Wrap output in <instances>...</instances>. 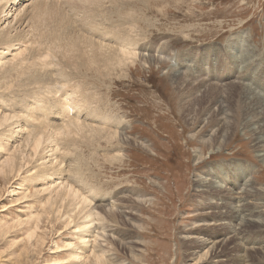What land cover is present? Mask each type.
Returning <instances> with one entry per match:
<instances>
[{
	"label": "rangeland",
	"instance_id": "1",
	"mask_svg": "<svg viewBox=\"0 0 264 264\" xmlns=\"http://www.w3.org/2000/svg\"><path fill=\"white\" fill-rule=\"evenodd\" d=\"M32 1L33 6L43 2L22 0L18 10L33 7ZM52 1L63 4L58 7V14L69 15L75 24L79 18L87 19L82 13H78L79 17L71 11L69 0ZM104 1L91 5L97 9L94 13L99 17L93 13L91 22L88 19L94 27L89 34L94 33L98 40L101 36V41L114 48L128 41L137 51L135 63L118 68L117 63L112 65L106 59L96 63L89 56L77 59L66 55L60 59L58 53L55 57L50 52V58L52 55L54 58L47 57L42 64L39 57L33 56L30 46L21 56L25 60L7 55L1 61L0 164L13 157L11 160L16 162L24 161L25 164L19 162V165L29 167L30 172L24 169L17 176L15 173L0 175V264H99L92 251L99 255L102 243L107 252L106 264H240L241 255L258 243L261 250L251 253L250 260L244 261L264 264V243L260 241L264 232L254 225L249 226L248 242L243 245L247 250H242L228 231L234 224L231 216L237 199H230L226 191L206 182L222 173L219 170L227 174L233 170L245 171L253 186L261 190V195L253 196L259 206L256 203L250 206L264 211L261 205L264 204V163L259 157V152L264 153V146H256L255 131L260 129L253 127L260 118L251 112L254 98H244L248 92L244 87L264 97V0H107L102 3ZM3 4L2 1L0 5ZM46 8L48 10V6ZM13 13L9 21L0 24L1 31L8 29V22L11 27L15 26ZM95 17L100 20L96 21ZM58 22L61 24L60 18ZM26 24L15 32L27 31ZM64 25L66 32L73 23L68 27ZM76 28L79 30L78 26ZM1 33L0 53L6 38ZM242 40L246 42L244 47L239 46ZM46 42L51 48L58 43L52 37ZM142 55H149L151 63L144 62ZM243 56L250 61L247 63ZM52 61L56 62L55 66ZM43 70L51 73L52 79H59L55 89V83L46 86L43 77L47 74ZM69 72L72 74L65 92L68 94L76 87L78 97L89 103L82 106L84 112L75 110L70 118H65L59 115L63 101L57 100L61 97L58 85L64 87L60 78ZM253 74H257L255 79H252ZM49 86L51 91L55 90V98L53 93L40 98ZM69 103L72 106V100L66 103L71 109ZM103 119H108V123ZM72 120L82 125L69 123ZM63 123L70 125L69 132L52 143L48 141L45 130H61L67 126ZM224 124L227 125L224 127ZM218 129L223 134H218ZM32 137L34 139L30 140ZM35 139L42 143L39 142L41 149L34 147ZM21 142L28 149L33 146L29 150L30 153L34 150L33 154L29 155L27 148L23 150ZM20 150L25 153V159L28 154L29 161L17 157L23 154ZM52 154L62 163L59 169L56 161L49 157ZM30 157L34 159L30 161ZM27 162H33V167L31 163L25 166ZM47 168L61 172L60 181L71 184L79 195L88 198L90 205L83 215L71 212L67 202L56 204L53 201L56 194H60L54 187L59 182L51 184L54 177L42 185L37 175ZM117 197L120 200L115 202ZM138 201L143 203L138 204ZM101 202L106 208L118 203L124 217L120 214L111 217L106 208L97 210ZM92 211H100L105 220L106 241L95 244L98 248L93 241L88 244L84 237L88 234L85 232L94 231L93 237L101 232V225L94 221L98 220L96 215L92 216L93 223L84 220L87 212ZM128 213L133 214L131 219ZM63 214H68L70 220ZM65 220L73 223L68 226ZM85 225L93 226L85 230ZM29 230H35V238L31 240ZM92 236L87 240L93 239ZM197 236L204 241L197 242L204 245L202 251L192 247L191 238ZM223 238L225 241H221ZM210 242L217 245L213 254L206 257L204 253L212 246Z\"/></svg>",
	"mask_w": 264,
	"mask_h": 264
},
{
	"label": "bare ground",
	"instance_id": "2",
	"mask_svg": "<svg viewBox=\"0 0 264 264\" xmlns=\"http://www.w3.org/2000/svg\"><path fill=\"white\" fill-rule=\"evenodd\" d=\"M4 2V4L3 5H0V24L2 23H6L7 21H9V15L10 14H12L13 13V9H15V8H17L18 6H20L19 4H20V1H22V0H0V3L1 2ZM23 1H28V0H23ZM39 1H41V0H39ZM71 3H69L70 4V7H69V5L67 6V7H69L70 9H71V11L73 12V13H77V15H78V13H82V15H84V16H86L87 17V19L85 18V19H83V18H79L78 16H76V17H78L79 19L78 20H76V23L77 24H75L74 23V20H72V19H70L69 18V15L67 16V15H64V14H61V13H59L58 14V12H57V10L59 9L58 7H60V6H62L63 4H59V2H56V3H54L52 0L51 1H44L43 0V2H39V5H38V3H37V5L36 6H33V1H32V6L33 7H28L27 6V8H25V9H21L20 11L18 10V8L17 9H15L14 11V13H13V15H12V17L14 16V18H13V21L12 22H16L15 23V26L13 25V27H11V22H8V24H7V28L6 27H4V28H6L7 30L4 32L3 30L1 31L0 30V32H2L1 33V35L3 34L5 37V39H4V44H3V51L0 53V64H1V61H3L4 60V58H6L7 57V55H9V56H11L12 57V59H16V58H20L27 50H26V47L28 46H30L29 48L30 49H32V50H34V55L33 56H35V58L37 57H39V60H40V62L43 64L44 62H45V60L47 59V57H48V59L50 58V55H49V53L51 52L52 54H55V57H57V53L59 54L58 56H61L60 57V59L61 58H63L64 56H68V55H71V56H73L74 58H77V59H83V58H85V57H87V56H89V57H91V58H93V60H94V63H96V62H98V61H103V60H108L109 62H110V64H112L113 65V63L115 64V63H117V66H118V68H120V67H126V66H128V64L129 63H135V60L137 59V57H138V55H137V51L134 49V48H131V46H130V44L128 43V41H127V43L126 42H120V45L118 46V47H116V48H114L113 47V45H112V47H110V46H108V45H110L109 43H108V41L106 42V43H108V45H106L103 41H101L100 40V37H99V40L98 39H96V35L93 33V34H89L90 33V30H93L94 29V27H93V25H91L90 24V22H91V18H92V16L93 15H96V16H98L99 17V15H97L96 13V10L97 9H95L94 10V7H92L91 5L93 4V3H96L97 4V2L99 3V1H102V0H73V1H71V0H69ZM107 1V0H106ZM106 1H104V2H102V3H106ZM30 2V1H29ZM35 2H36V0H35ZM66 2V1H65ZM64 2V3H65ZM79 2V3H78ZM114 2V1H113ZM116 2V1H115ZM121 2V1H120ZM82 3V4H81ZM109 3H110V1H109ZM42 4H44V5H41ZM72 4V5H71ZM100 4H101V2H100ZM108 4V3H107ZM113 4V3H112ZM116 4V3H115ZM59 5V6H58ZM74 5V6H73ZM94 5V4H93ZM99 5V4H98ZM103 5V4H102ZM102 5H101V7L100 8H102ZM110 5V4H109ZM46 6H48V10H47V8H46ZM91 6V8L89 9V7ZM114 6V5H113ZM97 7H99V6H97ZM61 8V7H60ZM95 8H96V6H95ZM64 9V8H63ZM92 9V10H91ZM65 10H67V9H65ZM69 10V9H68ZM67 10V11H68ZM61 11H63L62 9H61ZM78 11V12H77ZM99 11V10H98ZM23 12V13H22ZM94 12H96V13H94ZM99 12H101V11H99ZM98 12V13H99ZM21 13L23 14V15H21ZM94 13V14H93ZM70 14V13H69ZM93 14V15H92ZM124 16V15H123ZM75 17V16H74ZM97 17V18H98ZM30 21V23L28 24V22L29 21H27L26 22V20L27 19ZM59 18H60V21H61V24L58 22L59 21ZM96 17H95V19H96V21H99L98 19H97ZM53 19H55L54 21H53ZM88 19H90L89 21L90 22H88ZM94 20V19H93ZM92 20V21H93ZM130 20V19H129ZM33 21V22H32ZM27 23V24H26ZM51 23H53V24H51ZM54 23H55V25H54ZM71 23H73V25H72V28H71V30H69V31H66V32H64L63 30H64V28H65V25L64 24H66L67 26L66 27H68V25H70L71 26ZM96 23V22H95ZM98 23V22H97ZM134 23V22H133ZM24 24H26V27H25V30L27 29V31H24V30H20V32H15L16 30H18L19 28H22V26L24 25ZM92 24H93V22H92ZM99 24H101V23H99ZM97 25V26H101V25ZM58 25V26H57ZM75 25H77L78 26V28H79V30H77V26H75ZM106 25V24H105ZM18 26V27H17ZM96 26V27H97ZM58 27V28H57ZM73 27H75V31L73 30ZM105 27V26H104ZM160 28V27H159ZM48 29V31H46ZM98 29V28H97ZM100 29V28H99ZM105 29V28H104ZM46 31V32H45ZM78 31H79V33H78ZM92 32V31H91ZM104 32H105V30H104ZM101 32H99V34H100ZM103 33H101V35H102ZM106 34H108V33H106L105 32V35ZM130 34V33H129ZM129 34H128V36H129ZM57 35H58V37H57ZM108 36H109V34H108ZM48 37H52L53 38V40L54 41H56V42H58L57 44L55 43L54 45H53V48H51L49 45H47V46H49V47H47L46 46V44H48V42H46V39L48 38ZM106 37V36H105ZM52 40V39H51ZM122 41V40H121ZM3 42V41H2ZM49 42H51V41H49ZM117 42V41H116ZM52 43V42H51ZM241 43V44H240ZM239 44H237L236 46H241V47H244V44L246 43L244 40H242L241 42H240ZM132 44V43H131ZM37 45V46H36ZM35 46H36V48H35ZM234 46V45H233ZM47 47V48H46ZM29 48H27V49H29ZM136 48V47H135ZM45 52H48V54H44ZM248 52V51H247ZM253 52V51H252ZM155 53V52H154ZM27 54H29V52L27 53ZM40 54V55H39ZM243 54L244 55H246L244 52H243ZM242 54V55H243ZM37 55H39V56H37ZM140 55V54H139ZM43 56H46L45 58L43 57ZM66 56V57H67ZM65 57V58H66ZM72 57V58H73ZM142 57V59L144 60V62H146V61H149L148 63H151V57L149 56V55H142V56H140V58ZM22 59H24L23 57H21ZM28 58V57H27ZM34 58V59H35ZM51 58H54V55H52V57ZM51 58H50V60H51ZM90 58V59H91ZM232 58V57H231ZM69 59V58H68ZM223 59V58H222ZM243 59H246L247 60V63L250 61V59H248L246 56H243ZM25 60V59H24ZM53 60V59H52ZM55 60V59H54ZM87 60V59H86ZM22 61V60H21ZM20 61V62H21ZM90 61H92V60H90ZM89 61V62H90ZM34 62V61H33ZM53 62V61H52ZM60 62V61H59ZM93 62V61H92ZM56 63V62H55ZM55 63L53 62V64H54V66H55ZM70 63V62H69ZM102 63V62H101ZM243 63H245V62H243ZM242 63V64H243ZM247 63H245V64H247ZM52 64V63H51ZM51 64H50V66H51ZM52 64V65H53ZM98 64V63H97ZM97 64H95V65H97ZM100 64V63H99ZM107 64V63H106ZM106 64H104V65H106ZM109 63H108V65H110ZM14 65V64H13ZM46 65V64H45ZM92 65H94V64H92ZM107 65V66H108ZM241 65V64H240ZM244 65V64H243ZM103 66V65H102ZM101 66V67H102ZM93 67H95V66H93ZM104 67V66H103ZM106 67V66H105ZM43 68V67H42ZM110 68H112L111 66H110ZM26 69V68H25ZM38 69V68H37ZM99 69V68H98ZM106 69V68H105ZM107 69H109V68H107ZM107 69H106V71H107ZM117 69V68H116ZM122 69V68H121ZM32 70V69H31ZM111 70V69H110ZM110 70H108V72L110 71ZM119 70V69H118ZM170 70V69H169ZM44 71V70H43ZM46 71V70H45ZM44 71V73H46ZM78 71V70H77ZM49 72V71H48ZM67 72V71H66ZM47 74V77H43V80L45 81V84H46V86H48V83H49V85L50 84H52V83H55V85H54V89H55V86L58 84V83H56L57 82V80H59V79H56V78H54V79H52V77L50 76V75H52L51 73H46ZM45 74V75H46ZM72 73L71 72H69L68 73V75H66L65 73H63V75H61L62 77L60 78L61 80H62V84H63V86L64 87H62L61 86V84L60 85H58L60 88H59V92L61 93V97L59 98V99H57V100H62L63 101V106L60 108L61 109V113H59V115H62L63 117H65V118H70L71 117V115H73L72 114V112L73 111H78V112H80L79 110H81V112H82V106L83 105H86V103L88 102V100H87V102L84 100V99H82L81 97H78V94H79V91L77 90V88L76 87H74V89H76V90H72L71 92H69L68 91V94H67V92H65V91H67V89H68V87H67V84L69 83V79H70V75H71ZM105 74V73H104ZM22 75V74H21ZM31 76V75H30ZM38 76V75H37ZM53 76V75H52ZM59 76V75H58ZM104 76V75H103ZM244 76V75H243ZM257 76V74H253V76H252V79H255V77ZM55 77V76H54ZM178 77H180V76H178ZM28 78V77H27ZM45 78H47L46 80H45ZM59 78V77H58ZM243 78V77H242ZM42 79V78H41ZM244 79V78H243ZM33 81V80H32ZM31 82V81H30ZM71 82H73L72 80H71ZM71 84V83H70ZM69 84V85H70ZM68 85V86H69ZM230 85V84H229ZM251 85V84H250ZM32 87V86H31ZM226 87V86H225ZM240 87V86H239ZM221 88V87H220ZM45 89H48V90H46V94H41L39 97L40 98H44V97H47V96H50L52 93L54 94L53 95V97L55 98V90L54 91H51V89H50V86L49 87H46ZM230 89V88H229ZM244 89H247V94H245L246 96L244 97L245 99H247V100H251V99H253L254 98V103L255 104H253L252 105V107H251V112H255V117H257V118H260V120H259V122H257V125H255V126H253L254 127V130L255 129H257V128H259L260 129V131L259 130H256L255 131V136H256V139H255V144H256V146H258V147H263L264 146V97L262 96V95H260V94H258V93H256L253 89H250L249 87H247V88H245L244 87ZM233 90V89H232ZM244 92V91H243ZM18 93V92H17ZM48 93V94H47ZM207 93V92H206ZM59 94V93H58ZM69 94H71L72 96L70 97V95ZM242 96V95H241ZM7 97V96H6ZM52 97V98H53ZM57 98V97H56ZM243 99V98H242ZM48 100H50V98H48ZM72 100V106H71V103H69V105L71 106V109H68L67 108V106H66V103L68 102V101H71ZM56 101V100H55ZM65 101H67L66 103H65ZM243 101V100H242ZM42 102V101H41ZM226 102V101H225ZM245 102H246V100H245ZM59 103V102H58ZM89 103V102H88ZM223 103V102H222ZM247 103V102H246ZM245 103V104H246ZM33 105V104H32ZM231 105V104H230ZM251 106V105H250ZM33 107V106H32ZM86 106H84V108H85ZM246 107H248V106H246ZM76 108V109H75ZM87 108V107H86ZM224 108V107H223ZM33 111V110H32ZM85 110H83V112H84ZM221 111H223V109L221 108L220 109V112ZM62 112H65V113H63L62 114ZM95 112V111H94ZM27 113V112H26ZM30 113H31V109H30ZM37 113V112H36ZM77 113V112H76ZM7 114V113H6ZM27 114H29V113H27ZM80 115V113H77V115ZM96 114V113H95ZM35 115V114H34ZM97 115V114H96ZM29 116V115H28ZM27 117V116H26ZM12 118V117H11ZM22 118V117H21ZM74 118V117H73ZM78 117H76L75 119H77ZM247 118V117H246ZM14 119V118H13ZM29 119V118H28ZM30 119H32L33 120V122H35V120H34V118H32V117H30ZM62 120H63V118H61ZM245 119V118H244ZM6 120V119H5ZM16 120V119H15ZM65 120V119H64ZM63 120V121H64ZM108 120V119H107ZM107 120H105V119H103V121H106L107 122ZM69 121H71V120H69ZM85 121V120H84ZM109 121V120H108ZM245 121H246V119H245ZM16 122V121H15ZM15 122H14V125H16L17 126V124H15ZM29 122V121H28ZM45 122V121H44ZM74 122V120H72V122H69V123H73ZM106 122H104V123H106ZM46 123H47V121H46ZM67 123V122H66ZM66 123H63V124H66ZM75 123V122H74ZM73 123V124H74ZM78 123H79V121H78ZM78 123H75V124H77L78 125ZM88 123V122H87ZM108 123V122H107ZM4 124V123H3ZM48 124V123H47ZM46 124V125H47ZM62 124V125H63ZM74 124V125H75ZM5 125V124H4ZM13 125V124H12ZM27 125V124H26ZM45 125V124H44ZM67 125V124H66ZM80 125H82V124H80ZM80 125H78V126H80ZM87 125V124H86ZM105 125V124H104ZM225 125H227V124H224V127H225ZM3 126V125H2ZM23 126V125H22ZM117 126V125H116ZM256 126H257V128H256ZM61 127V126H60ZM84 127V126H83ZM82 127V128H83ZM108 127V126H107ZM228 127V126H227ZM0 128H2V127H0ZM81 128V127H80ZM86 128V127H85ZM88 128V127H87ZM26 129V128H25ZM24 129V130H25ZM69 129H70V125H67V126H65V127H62L61 128V130H59V129H57V130H55V131H53L51 128H49V129H46L45 130V136H46V138L48 139V141L50 140L51 141V143L52 142H54V140H55V138H57V137H59V136H61L63 133H64V136L69 132ZM74 129V128H73ZM11 130H13V128L11 129ZM14 130H16V129H14ZM20 129H17V131H19ZM80 129L78 128V132H80L79 131ZM89 130V129H88ZM108 130V129H107ZM16 131V132H17ZM22 131V130H21ZM73 131V130H72ZM85 131V130H84ZM100 131H103L102 129L101 130H99V132ZM106 130H104V132H105ZM218 131H219V129H218ZM37 132V131H36ZM39 132V131H38ZM99 132H98V134H99ZM109 132V131H108ZM11 133V132H10ZM22 133H24V132H22ZM30 133V132H29ZM41 133H43V131L41 132ZM92 133V132H91ZM109 133H111V132H109ZM116 133V132H115ZM254 133V132H253ZM75 134H76V131H75ZM79 134V133H78ZM102 133L100 132V135H101ZM106 134V133H105ZM117 134V133H116ZM218 134H223V131L221 132V131H219L218 132ZM1 135V134H0ZM11 135H12V133H11ZM18 135V134H17ZM37 135V134H36ZM72 135V134H71ZM40 136H41V134H40ZM73 136V135H72ZM76 136V135H75ZM98 136V135H97ZM108 136H110V135H108ZM112 136V135H111ZM110 136V137H111ZM114 136V135H113ZM112 136V137H113ZM117 136V135H116ZM115 136V137H116ZM12 137V136H11ZM67 137V136H66ZM118 137H120V136H118ZM118 137H116L117 139H118ZM9 138H10V136H9ZM37 138V137H36ZM42 138V137H41ZM108 138V137H107ZM32 139H34L33 137L32 138H30V140H32ZM38 139H39V137H38ZM43 139V138H42ZM109 139V138H108ZM116 139V140H117ZM123 139V138H122ZM121 139V140H122ZM5 140V139H4ZM22 140V139H21ZM23 140H24V138H23ZM22 140V141H23ZM29 140V141H30ZM85 140V139H84ZM213 140V139H212ZM42 141V140H41ZM45 141H46V139H45ZM105 141V140H104ZM108 141V140H107ZM112 141V140H111ZM110 141V142H111ZM118 141H120V140H118ZM9 142V141H8ZM24 142V141H23ZM32 142V141H31ZM40 140L38 141H36V139L34 140V147H36V149L38 148H40ZM55 142H57V141H55ZM7 143V142H6ZM25 143V142H24ZM23 143V145H22V142H21V145L22 146H24L23 148V150H25V148H27L28 149V146L27 147H25V144ZM33 143V142H32ZM43 143H45V142H43ZM127 143V142H126ZM1 145H2V142L0 143ZM20 144V143H19ZM18 144V145H19ZM42 144V143H41ZM57 144L58 143H56V147H57ZM69 144V143H68ZM128 144V143H127ZM4 145V144H3ZM6 145H8V143L6 144ZM17 145V146H18ZM20 146V145H19ZM43 146L44 147H46L44 144H43ZM21 147V146H20ZM30 147V146H29ZM53 147V146H52ZM55 147V148H56ZM66 147H67V145H66ZM14 148V147H13ZM13 148H12V150H13ZM16 149H17V147H15ZM19 148V147H18ZM31 148H33V146H31ZM31 148H29L27 151H28V153H30V149ZM49 148V147H48ZM72 148V147H71ZM35 149V150H36ZM41 149V148H40ZM6 150H7V148H6ZM22 150V151H23ZM32 150V149H31ZM220 150V149H219ZM3 151V153H5L4 151L5 150H2ZM17 151V150H16ZM21 151V150H20ZM19 151V152H20ZM21 151V153H23ZM26 151V152H27ZM34 151V150H33ZM33 151L31 152L32 154H33ZM42 151V150H41ZM40 151V152H41ZM47 151V150H46ZM55 151H56V149H55ZM18 152V151H17ZM37 152V151H36ZM36 152H34V153H36ZM54 152V151H53ZM78 152V151H77ZM262 152V153H261ZM261 152H259V157H260V159H261V161H262V163H264V153H263V150L261 151ZM13 153H15V151L13 150ZM13 153L11 152V155H13ZM20 153V154H21ZM31 153L29 154V155H31ZM42 153V152H41ZM48 153H52V149H50L49 151H48ZM55 153V152H54ZM18 154V153H17ZM27 154V153H26ZM46 154H47V152H46ZM57 154V153H56ZM15 155H16V153H15ZM22 155H24V156H22ZM36 155V154H35ZM41 155V154H40ZM42 155H45V154H43L42 153ZM122 155V154H121ZM258 155V154H257ZM21 157V159L24 157V159H25V153H23V154H21V155H17V157ZM33 156V155H32ZM56 156V155H55ZM27 157L29 158V156H28V154H27ZM27 157H26V159H27ZM36 157L38 158V155H36ZM35 157V158H36ZM45 157V156H44ZM43 157V158H44ZM49 157H51L53 160L52 161H56L55 162V164H58V169H59V166H61V162H59L58 160H56L55 158L56 157H54V154H52L51 156H49ZM122 157V156H121ZM13 158V157H12ZM11 157H10V161L7 159L6 161H3V162H1V164H0V175H8V173L9 174H11V175H13L14 173H15V176H17V174H19L18 172H22L24 169H26L27 171H29V167H22L21 165H23L24 166V164H25V162L23 161H21L22 163H24V164H21V165H19L20 163L19 162H16V160L14 159V160H11L12 159ZM117 158V157H116ZM118 158H120V157H118ZM25 159V160H26ZM34 159V157H30V161L31 160H33ZM38 159H40V158H38ZM49 159V158H48ZM114 159V158H113ZM28 160V159H27ZM37 160V159H36ZM41 160V159H40ZM29 161V160H28ZM48 161V160H47ZM112 161V160H111ZM120 161V160H119ZM33 162H35V161H33ZM33 162H27V164L25 165V166H27L28 165V163L30 164L31 163V166L33 167ZM239 162V161H238ZM42 163V162H41ZM47 163V162H46ZM112 163V162H111ZM49 164H51V163H48V165ZM73 164V163H72ZM52 165H53V163H52ZM76 165V164H75ZM243 165V164H242ZM30 166V165H29ZM41 166H43V165H41ZM50 166V165H49ZM53 166H55V165H53ZM52 166V167H53ZM80 166H81V164H80ZM31 167V168H32ZM34 167H35V165H34ZM244 167V166H243ZM249 168V167H248ZM77 169V168H76ZM30 170H32V169H30ZM66 170V169H65ZM252 170H254V169H252ZM61 171V170H60ZM74 171V170H73ZM220 172H222V173H219V174H216V178L215 177H210V179H208L206 182H209L210 184H212L216 189H219V190H222V191H226L227 192V197H229L230 199H237V205H235V207L234 208H232L233 209V214H232V216H231V218H232V222L234 223L232 226H230L229 227V229H228V231H229V233L232 235H234L233 237H232V239L233 238H235V240L237 241V243L240 245V246H242V250H247L245 247H247V246H243V245H246V243L248 242V238H249V235H247L249 232H248V227L249 226H251V225H254V226H256V227H258V228H256V229H260V230H262L263 232H264V211H262L261 210V208L259 207V208H255V207H251L250 205H253L254 203H256L258 206H259V203H257V201L258 200H256V202H255V199H254V195H261V190L258 188H255L253 185V181L249 178V176H248V174L246 173L245 175H244V172H242V171H240V170H233V171H229L230 173L229 174H227L226 172H223L222 170H219ZM251 171V170H250ZM249 171V172H250ZM30 172V171H29ZM77 173V172H76ZM34 174H36V173H34ZM61 172L60 173H58V172H55L54 171V168L53 169H42V170H40L38 173H37V175L39 176V182H41L42 183V185H46V184H48V182H47V180H52L54 177L56 178L54 181H52V182H50L51 184H53V183H56V182H59V183H56V185L54 186V187H57L56 188V190H57V193L59 192L60 194H56V198L55 199H53V201L54 202H56V204H57V202H67V206H69L70 208H71V212H73V211H76L80 216L81 215H83V213H85L86 212V209H87V206L89 207V205H90V203H89V201L87 200V199H85V198H83L81 195H79L78 194V190L76 191L75 190V188L73 187V186H71V184L69 185V184H65V182H62V180L60 181V177H61ZM215 174V173H214ZM10 175V176H11ZM20 175V174H19ZM33 176V175H32ZM63 176V175H62ZM73 176V175H72ZM71 176V177H72ZM82 176V175H81ZM80 176V177H81ZM36 177V176H35ZM70 177V178H71ZM31 178V177H30ZM221 180H220V179ZM33 179H35V178H33ZM222 179L223 180H228L229 182H225V181H222ZM67 180V179H66ZM65 180V181H66ZM97 180V179H96ZM30 181V180H29ZM69 181V180H68ZM79 181V180H78ZM74 183H75V181H74ZM76 183H79V182H76ZM76 185V184H75ZM238 186V188L239 189H237V188H235L234 186ZM25 186V185H24ZM34 186V185H33ZM82 188H84V187H82ZM51 189V188H50ZM49 189V190H50ZM85 189V188H84ZM47 190H48V188H47ZM52 192V191H51ZM81 192V191H80ZM79 192V193H80ZM263 194V193H262ZM236 195L238 196V197H236ZM95 196H97V195H95ZM99 196V195H98ZM100 197V196H99ZM95 198V197H94ZM93 198V199H94ZM101 198H103V197H101ZM105 199V198H104ZM125 199V198H124ZM120 200V198L119 197H117L116 198V200L114 199V201L116 202H118ZM122 200V199H121ZM50 201H51V204H52V200L50 199ZM50 201H49V203H50ZM94 201V200H93ZM105 201V200H104ZM48 203V202H47ZM139 203H143V202H141V201H138V204ZM92 204V203H91ZM98 204V203H97ZM96 204V205H97ZM116 204H118V203H113V205H111L112 207H110L109 208V205H108V209L106 208V207H104L103 206V204H102V202L97 206V210H101L102 211V209L104 208H106L105 210H106V212H109V214L111 215V217H114L115 215H117V214H120V215H122L123 213L119 210V206L118 205H116ZM65 205V204H64ZM261 205H262V207L264 208V204L263 203H261ZM45 206H47L46 204H45ZM48 206H50V204L48 205ZM51 206H53V205H51ZM55 206H57V205H55ZM53 208V207H52ZM74 208H76V209H74ZM44 209V208H43ZM55 209V208H54ZM58 209V208H57ZM90 210V209H89ZM104 210V211H105ZM57 212H58V210H56ZM88 211V210H87ZM56 212V215H60L61 216V214H59V213H57ZM59 212H60V210H59ZM92 212H93V214H92ZM92 212H87V214L85 215V217H84V220H86V221H89V222H91V223H93V215L95 216V218L96 217H98V220H97V218H96V220H94V221H98V223L101 225V232L99 233V232H97L98 234L96 235V233H95V236L93 237L92 236V234L94 233V231L92 232V234H91V232H85V233H88L86 236H84V237H86V242L88 243V244H90L91 243V241H93V243H94V245L95 244H97L98 242H100V243H102V242H104L105 243V241L106 240H104V238L106 237V236H104L105 235V233L106 232H103L104 230H105V227H103L104 225V218H103V216H102V213L99 211H97V213H94V211H92ZM61 213V212H60ZM126 215H127V213H125ZM129 214V213H128ZM75 215V214H74ZM77 215V214H76ZM78 215V216H79ZM63 217H65L66 219H69L70 220V217H69V215L67 214H63L62 215ZM123 216V215H122ZM130 216V219H131V217H133V214H129L127 217H129ZM124 217V216H123ZM39 218V217H38ZM37 218V219H38ZM106 219V218H105ZM129 219V220H130ZM66 221L67 222V225L68 226H71V224L73 223V221ZM129 220H127V221H129ZM39 221V220H38ZM36 224H37V221H36ZM88 224V223H87ZM234 225H236V228H235V226ZM37 226H38V224H37ZM92 226L93 225H91L90 227L89 226H87V225H85V230H89L90 228H92ZM35 228V227H34ZM38 228V227H37ZM29 231H31V230H29ZM34 232H30L29 233V237H28V239L29 240H31L32 239V237H34L35 238V230H33ZM38 232V231H37ZM251 233V232H250ZM236 234V235H235ZM254 234V233H253ZM257 234V233H256ZM255 235V234H254ZM258 235V234H257ZM260 235V234H259ZM93 237V239H91V240H87V237ZM248 236V237H247ZM261 236V235H260ZM83 237V236H82ZM81 237V238H82ZM80 238V239H81ZM185 240H187V239H185ZM191 240H193V248L196 250V249H198V250H203V249H201V248H205L204 247V245L203 244H198L197 242L198 241H202V242H204L203 240H201V239H198V236L197 237H192L191 238ZM221 241H225V238H223ZM242 241V242H241ZM260 241H263V243H264V236H263V238H261L260 239ZM92 243V244H93ZM109 243V242H108ZM212 243V246L204 253V256L206 255V257L209 255V254H213V251H214V249H215V247H216V245H217V242H210V244ZM99 244V243H98ZM103 244V243H102ZM102 244H99V255H96L95 254V252L96 251H92V253L94 252V255H92V256H94V257H97L96 258V260H97V262L99 263V264H106L108 261H106V254H107V252L105 251V249H104V247H103V245ZM96 247L98 246V245H95ZM95 246H93V247H95ZM239 246V248H237L236 250L238 251L241 247ZM260 246H261V244L260 243H258V246H254V247H251V248H249L248 249V251H246L245 253H243L242 255H241V259H242V261L240 262V264H247L244 260L245 259H249L251 256H250V254L251 253H253V252H257V251H259V250H261V248H260ZM90 247H92V246H90ZM92 247V248H93ZM262 247V246H261ZM98 248V247H97ZM97 248H95V249H97ZM245 248V249H244ZM264 248V247H263ZM93 250V249H92ZM98 250V249H97ZM256 254V253H255ZM225 254H223V256H224ZM253 255V254H252ZM193 256V255H192ZM225 256H227V255H225ZM254 256V255H253ZM221 257V256H220ZM219 257V258H220ZM193 258H195V257H193ZM207 260V259H206ZM206 260H204V261H206ZM250 260V259H249ZM110 261V260H109ZM199 263V262H198ZM198 263H196V264H198Z\"/></svg>",
	"mask_w": 264,
	"mask_h": 264
}]
</instances>
